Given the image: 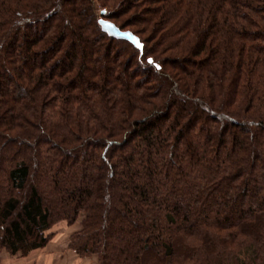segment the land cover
Here are the masks:
<instances>
[{"label":"trees","instance_id":"16d2710c","mask_svg":"<svg viewBox=\"0 0 264 264\" xmlns=\"http://www.w3.org/2000/svg\"><path fill=\"white\" fill-rule=\"evenodd\" d=\"M81 218L100 264H264V0H0V251Z\"/></svg>","mask_w":264,"mask_h":264},{"label":"crops","instance_id":"0c3cea01","mask_svg":"<svg viewBox=\"0 0 264 264\" xmlns=\"http://www.w3.org/2000/svg\"><path fill=\"white\" fill-rule=\"evenodd\" d=\"M66 227V228H65ZM69 226L62 223L50 231L55 234V238L49 245L40 250L32 252L27 257L20 255L11 256L7 251H0L1 264H97L95 258L81 259L75 252L69 248V240L61 239L62 231L67 230Z\"/></svg>","mask_w":264,"mask_h":264},{"label":"water","instance_id":"95a60500","mask_svg":"<svg viewBox=\"0 0 264 264\" xmlns=\"http://www.w3.org/2000/svg\"><path fill=\"white\" fill-rule=\"evenodd\" d=\"M105 14L106 11L103 12V15ZM100 26L102 30L107 33L110 37H113L118 40L128 41L133 44L136 48L140 49L141 51L143 50L144 45L134 33L130 31H122L114 23L106 21L104 19L100 20Z\"/></svg>","mask_w":264,"mask_h":264},{"label":"rangeland","instance_id":"374dc122","mask_svg":"<svg viewBox=\"0 0 264 264\" xmlns=\"http://www.w3.org/2000/svg\"><path fill=\"white\" fill-rule=\"evenodd\" d=\"M82 219L83 218H81L76 224H74L73 226H69L68 224H67V222H61V223H58L56 226H58V225H60V224H62V223H65V224H67L68 226H69V228L67 229V230H64V231H62L63 233H62V237H61V239L63 240V239H66V238H68L67 240H69V248H70V243H71V238H72V236L75 234V233H77V232H79V231H81V221H82ZM55 226V227H56ZM54 227V228H55ZM66 228V227H65ZM55 234H54V237H53V239L55 238ZM53 239H52V241H53ZM51 241V242H52ZM3 251V250H2ZM73 251V250H72ZM74 252V251H73ZM81 258V257H80ZM89 258H95L96 260H97V264H100L99 263V260H98V257H96V256H93V257H86V258H81V259H89Z\"/></svg>","mask_w":264,"mask_h":264}]
</instances>
